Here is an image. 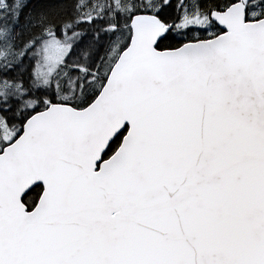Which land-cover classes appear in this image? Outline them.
Listing matches in <instances>:
<instances>
[{
  "label": "snow or ice",
  "instance_id": "1",
  "mask_svg": "<svg viewBox=\"0 0 264 264\" xmlns=\"http://www.w3.org/2000/svg\"><path fill=\"white\" fill-rule=\"evenodd\" d=\"M0 264H264V0H0Z\"/></svg>",
  "mask_w": 264,
  "mask_h": 264
},
{
  "label": "trees",
  "instance_id": "2",
  "mask_svg": "<svg viewBox=\"0 0 264 264\" xmlns=\"http://www.w3.org/2000/svg\"><path fill=\"white\" fill-rule=\"evenodd\" d=\"M3 51H6V49H5V50H3Z\"/></svg>",
  "mask_w": 264,
  "mask_h": 264
}]
</instances>
